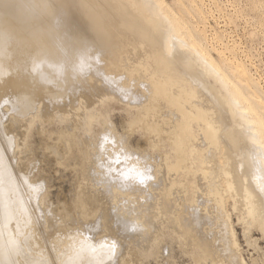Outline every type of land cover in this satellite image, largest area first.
<instances>
[{
    "label": "rangeland",
    "instance_id": "rangeland-1",
    "mask_svg": "<svg viewBox=\"0 0 264 264\" xmlns=\"http://www.w3.org/2000/svg\"><path fill=\"white\" fill-rule=\"evenodd\" d=\"M42 1H44V2H42ZM76 1H77V3H76ZM76 1L75 0H63V1L57 0V2L59 3L58 4L55 0H46V1L41 0V2H40V0H33V3L34 2H36V3L32 4V5H34L36 7V4L38 3V6L36 8H38L37 10H39V11L35 10L38 13L33 12L34 14L32 13L30 15H31V17H33V15L37 14V15H35V19H37V20H35L33 17L32 18V19H34L33 21H35V23L37 22L36 24H38L39 27L41 25V27L43 29H45V28L47 29V30L45 29V31H47V32H45V34H48V36H46L44 34L43 30L41 31V34L43 33L45 38H47V40L49 37V41H48L50 43L49 49L52 47V49H50V51H52V52H49L47 50L37 52V51H35V49H33L35 52H33V50H31L32 52L29 51V53H31V54H29L25 58V59L28 58V60H25V61L22 60L23 64H21V65L22 66L24 65V67L21 66L22 69L20 68V70H22V72H23V73H21L22 74L21 77L26 75L25 77L28 79H26L25 77H24V79H25V81L27 80L30 83V85H31L30 89H32V90L28 89V91H27V89H26V92H24L25 91L24 84L23 85L21 84V86L20 85L15 86V85H13L12 82L10 83L9 81L12 79L10 77H13L12 72H10L11 74H8V75L6 74L7 78H5L6 77L5 75H4V78L2 77L3 81L5 79L4 84L2 83V80L0 81V98H1L0 99V114H1L0 115V119H1L0 120V127H1L0 128V134H1L0 135V141L2 140L0 142V147L2 148V150L5 149V150H3L5 152L1 151L3 153L4 158L2 157L3 161H0V162L6 163L7 161H9L11 163V164L9 163L10 166L8 165V162L6 164H3V166H2V164H0V174L1 173L3 174V175H0V180H1L0 181V188L3 189V191L0 190V193L2 194V195L0 194L1 195L0 201L2 200L0 203V221L4 222L9 217H11L10 215H12V217H14L15 214L19 215V216L21 214H23L24 211L19 210V207H21L27 201L26 204L24 205V209H25V212L27 210L26 217L28 218V220H29V216L31 215L30 213H33L35 210L34 213L37 214V216L39 215L40 220L42 221L41 223L44 224V231H46V230L49 231L48 233H47V231L45 233L43 231H41V230H43V224H40L38 226L41 229L40 230L38 228L39 229L38 230L33 225V221H32V223H28L29 221L25 222L24 216H22V219L24 220V230H25L24 234L26 233L28 236V237H26L25 241L23 242L24 246H25V247L23 246V248H27V246L30 245L28 247L29 250L27 248V250H25L23 252L24 249L23 248L20 249L21 250L20 255L22 254L21 256H23L25 253L24 257H21V258L22 259L24 258L25 259V260L23 259L24 261L28 260L24 264H27V262H29V264H31L32 262L35 264H46L48 261L46 262V261L42 260V263H41L42 258L40 259V257L42 255H45L46 253H49L50 256L54 255V258L56 257V255L57 256L61 255L60 257L62 259H60V261L59 260L56 261V259L50 260L51 262L56 261L58 264H61L62 261H64L63 260L64 257H66V255H64L63 251L66 250V248H67V250H69L68 246L72 249H75L76 251L77 250L82 251V249L84 250L85 247L90 246L89 247L90 248L89 253H90V251H91V253L92 252L93 253L88 255L89 258L87 257L85 259H80L81 260V261H79L80 264H82L81 263L82 260H84L83 262L86 263V260L88 259L90 261L91 258L93 261L91 260L90 263H92V264L93 263L96 264V262H97V264H117V262H119L117 259L121 260V262H119L121 264H130L132 262H134L133 264H192L193 260L190 257L191 255L189 256V253H186L183 251L186 248V246L188 247V244L186 243V241L184 239H182L180 236H178L177 233L173 232L174 229L171 227V224L169 225V222H168V224L162 223V219L159 217L155 218L157 223L155 220H154L155 223H153L154 221H151V222L153 223V225L157 224V227L163 226L162 227L163 230L160 228L158 230V233H157L158 236L161 238L158 237V239H159L158 240L157 234H156L154 236L155 238H151L152 240L149 239L148 244L139 246L140 245L139 242H141V240H143L142 242L144 243V240H145L143 238H140L139 233L142 232V229H143L142 227H143V225H145V222H146L145 219H147V218L143 217L141 219L137 216H140V214L142 213V210H144V207L148 208L147 203L150 202V199L152 198L153 194L151 193L152 190H150L151 192L148 191L149 188H146L145 191H144V188L143 189L138 188V191H137V187L134 186V182L138 181L137 182L138 184L140 182H141L140 184H146V182H148L147 180H153L154 179L153 177H154L155 173H157L158 176L159 175L160 176L165 175V172H166L165 169L166 168L161 167V169H160V167H158L161 164L160 160L158 158L159 157L158 154H160L162 151H165V152L167 151V153L171 154L172 150H171V146L169 144V141H167L166 137H162L159 139L154 137L155 139L154 138L153 139L156 140L155 141L156 143L152 142V141H154L152 138L150 140L145 139L143 136L146 134L147 129H146L145 125H143V123H140L137 120V116L140 114V112H142V111L144 112L147 110L153 111V112L155 110L156 111L159 110V111H162V112L158 111L159 113H162L165 115L166 114L169 115V113H171L172 116L175 115L174 114L175 108H173V106H172L173 104L171 103L172 108L170 107L167 109V107L170 106L169 105L170 103H169V101L167 102L168 104L166 102H164L165 104H167L165 106V104H163V102H162L164 100H162L161 102L157 101L159 104H155L156 100H153V101L150 100V103L148 105H146L145 107H141V109L139 108V105L142 103L144 97L146 99V95H145L146 90L151 89L150 84H152L150 76L147 77V75H145L147 73V71H145V70H147V69H145V67L143 66L145 64L144 59H143V53L145 52V50H146L145 48L147 47V46L144 47V45H147V43L149 45L151 43L148 48L152 49V47H153L152 44H154V43H152L151 41L148 40L149 37L147 36V34L146 35L144 34L145 31L140 30V31L135 32L136 34L133 32L132 35H131V33H129L130 30L128 32L125 31L126 26H127V25L125 26V24L126 23L128 24V21L126 23H123V22L115 23L114 21L112 22V19H111L112 17H113V20H116L117 18H118L117 19L118 21L123 20V18H122L123 16H121L122 15L121 13L119 14L117 12L118 14H116L117 9H119L120 11L119 10L118 11L121 12L123 10V7L115 8L111 0H104V1H109V2L111 1L108 4H107V2H105L106 4L105 3L102 4L104 1H102V3H101V0H92V1L89 0L92 3H89V1H87V0H82L81 3L78 2V0H76ZM156 1H157L156 3L158 4V6L160 4V6L159 7L157 6V7H158V9L161 8V11L163 10L162 13L166 14V16H168L174 22L177 19H179L178 21L181 22L180 25H179L178 21L175 22L176 25L180 26L179 30L177 29L179 32L176 31L177 35H178V33H179V35H184L183 37L187 38L188 41L190 40V38H191V40L201 39L204 41V38H205L207 43H205V42H203V43L206 45L210 42L213 43L214 42L213 38L215 37V41H217L216 45L218 47H222L223 50L225 49V52L227 53L226 56L231 57L230 59L235 60L237 62L239 61L241 63H244V65L247 67V69L249 67L248 70H251L250 73L254 77V80L256 82L258 80L259 81L258 84L260 86L262 85V88L264 90V0H202L203 2L201 0H197L196 2H193L192 0H190V1L188 0V2H190L189 4L192 3L193 5L192 4L189 5L187 0H179V3H178V0H156ZM93 2H95L96 5ZM141 2H139V8H140L141 13L138 14V16L142 17V15H143L146 17V15L148 16L150 14L149 10L147 8H144L143 1H141ZM60 3H61V5L64 3L63 6H61ZM78 3H79V6H80V4H82V5L90 6L92 8L93 20H90L89 18L84 16L82 10H76V7H78L77 6ZM99 3H101L102 7ZM57 4L59 7L57 6ZM65 4L66 5L68 4V6L66 7ZM69 4L70 5L73 4L72 7ZM75 4H76V6H75ZM200 4L202 5V7H200ZM45 5L47 6V8ZM51 5L53 7L55 15L53 14V10H52ZM104 5L106 6V8ZM60 6L62 7L61 9H60ZM64 6H65V8H63ZM73 6L75 7L74 9H73ZM95 6L99 7V10L101 9L100 14H98L99 12H97V11H99V10H96L98 8ZM191 6L193 9L191 8ZM195 6H197L199 8V10ZM35 7H33V8H35ZM43 7L46 8L47 11ZM68 7H69L70 11H69ZM82 7L83 6L78 7L77 9L82 8ZM107 7L110 8V9L108 8L109 12H107L108 11ZM111 8H113V9H111ZM65 9H66V12H68V14L71 16L67 15V13L65 11H62ZM105 9H106V11H105ZM195 9H197L198 12ZM42 10L44 12H46V14L48 13L49 10L52 13L49 11V14H48L49 16L47 15L45 17L44 15H46V14L45 13L42 14ZM71 11H73L74 13H78L79 11H81L82 13L79 12L80 14L74 15L73 12H71ZM194 11H195V13H194ZM200 11L202 14L199 13ZM61 12H63V13H61ZM105 12H107V13H105ZM110 12L113 13V15H115V16H113L112 14H109ZM81 14H82V16H80ZM37 16H39V17L37 18ZM54 16L57 19H54L55 18ZM98 16H99V18H98ZM108 16L110 17V20H111L110 23L111 24L106 23L107 21H109ZM175 16H177V17H175ZM128 17H130V20L132 21L133 18L130 15ZM197 17H198V19H197ZM49 18H53L54 20L51 19V21H53V22H49L50 21ZM102 18L104 19L105 24L102 23L103 22ZM174 18H176V20H173ZM60 19H61V21H60ZM62 19L64 21H62ZM58 21L62 22V24H63V25L61 24L62 27L60 24H58V23H60ZM75 21H76V23H75ZM133 21H134V19H133ZM48 22L50 24L52 23V25H50ZM56 22H57V24H56ZM43 23L44 24L48 23L47 25H45L46 26L45 28L43 27ZM64 23H66V25ZM112 23H114V26ZM120 23L121 24L123 23V25H121ZM182 23H184L183 25H185V27L182 25ZM109 24L111 25L112 29H110L111 27L108 26ZM163 24L164 23H159V25H161L162 28L165 27ZM57 25H59V26H57ZM48 26L51 29H49ZM53 26H54V28H53ZM103 26H104V28H103ZM123 26H124V28H123ZM192 26L194 27V29ZM64 27L69 32L66 31ZM83 27L86 29H84ZM105 27L107 28V30L105 29ZM113 27H115L116 30H118V28L121 29L122 30L121 34L116 35L117 34L116 32H118L119 30L116 32H112ZM116 27H118V28H116ZM186 27H188V28L192 27V28L188 29V31H186V29H187ZM58 29H60V30H58ZM80 29H81V31H80ZM128 29H130V28H128ZM128 29H126V30H128ZM63 30H64V32H63ZM189 30H191V31H189ZM61 31L63 32L64 36H62L63 34L61 33ZM70 31H72V33ZM49 32L50 33L55 32L56 34L55 33L54 34L56 36L58 35L57 36L58 39L56 38V36H53V38H52L51 36L54 34L51 33L52 34L51 35ZM138 32H140V33H138ZM187 32H189V33L187 34ZM118 33H120V31ZM122 33H124V34H122ZM158 33L159 34H157V35H161L162 31L158 32ZM49 34L51 36H49ZM75 34L77 35V37ZM163 34H165V33H163ZM200 34L202 36H200ZM5 35H9L7 38L8 41H11L12 39L15 38V36L12 35L11 33H9V34L6 33V34H4V37L2 36L4 39L1 37L2 39L0 40V43L2 42V40L3 41L7 40L5 38ZM119 35L122 36L123 38L119 37ZM123 35H125V36L128 35L129 37L126 36V39H125ZM67 36H68V39H66ZM71 36H74V37H71ZM132 36H133V38H132V40H130V38ZM161 36H157V38L161 37L163 39L164 35H161ZM197 36H199V37H197ZM54 37H55V41L53 42L52 40H54ZM62 37H64V38H62ZM115 37H118V38H115ZM153 37H155V36H153ZM73 38L75 39L74 40L75 43L72 42ZM121 38L123 40L125 39V41L126 40L127 41L126 42L122 41V43H123L122 44L119 41V40H121ZM128 38H129V41H128ZM139 38H140V40H139ZM145 38L147 39V41H145L146 40ZM161 38H159V39H161ZM59 39L60 40L65 39L66 42H63V40L59 41ZM80 39L82 40V42ZM116 39H119V40H116ZM143 39H145V40H143ZM218 40H219V42H218ZM68 41L70 43H68ZM79 41H80V43H79ZM7 42L1 43L2 45H1L0 51H2L3 53H7V52H4V50L12 51L11 44L8 42V45H7L6 44ZM55 42H56V44H55ZM76 42H78V43L76 44ZM143 42H144V44H143ZM4 43H5V45H3ZM51 43L52 44L54 43L55 46H53ZM58 43H59V46L62 45L61 43L64 44L62 46H65L67 43L66 48L68 51L66 50L65 47L64 48H62V46L58 47V45H57ZM71 43L73 46L74 45L75 46L74 47L71 46L70 45ZM81 43H83L84 45L83 44L81 45ZM140 43H141V45H139ZM126 44H128V46ZM220 45H222V46H220ZM223 45H227V46H225L227 48H225ZM2 46L5 49L2 48ZM76 46H77V48H76ZM124 46L125 47L127 46L126 47L127 49H134L135 48L134 49L135 51L138 50L139 52L138 51L136 52L137 55L139 54L138 57L135 54H134L135 55L134 56L131 53H130L131 56L133 55L134 57L133 56L129 57V53H128L129 50L124 48ZM174 46H175V43H174ZM176 46L174 48H172L171 53H170V51H168V53H167V50L162 48L161 50H157V51L155 50V52H156V54H155L154 50L149 49V50H151L150 54H152V55H150L151 66L149 69H150V72L151 71L153 72L156 70L157 72H161L165 75H173V74L176 75V77H178L177 78L178 81L186 84L187 86L189 85L188 87H191L190 89H194L196 97L197 98L199 97L198 99H196V97H195V99H196V101L198 100L197 103L200 104V106L204 105L205 100L202 99V100H200L201 102H199V99L203 95H204V99H205V94L208 95V97L206 95V98H208L210 101L212 98H213L212 99L213 102L216 101V103H213L212 101H211V103L213 104L212 106H214V108H217L216 113L219 115L218 120L221 124V127L224 128V126L227 125V126H225V128L223 130L221 128L222 133L220 134L219 139H218V141H219L218 147H217L218 150L216 148H214V145L208 147V149H206L207 151L205 150L206 151L205 153H207V156L213 157V158L216 156V158H214L215 160L213 162H211V163L207 162L204 165L202 163L204 158H202V157L197 158L198 154L197 153L195 154L196 155L195 158H197V160H196L197 163L195 164L196 167L198 166L200 168V166L202 165L201 167L206 169V167H207L206 165H208L209 167L207 170L210 173H212V175H211L208 172L209 173L208 175H210L211 177H214V175H216V174L218 175L220 173V172L217 173V171H219V169H220V168L218 169V167L223 163V160H225L223 157L224 156V148H226V146L228 144L231 145L230 146L231 154L235 155V156L237 154H239L238 157L234 156L235 160H236V158H239V159L242 158L243 159V156L240 153H242L244 151L241 152V150H242L241 147H243V149L245 150L246 145H245V143H242L239 140L240 136L238 134L236 136H232V137H229V136L224 134V132L227 131V129H230L232 127L234 120H232V118H230V116H228L227 108L220 101L219 94L214 90L215 82H214L213 78L207 77L206 74L201 70V68L200 69L198 68L199 62L198 61L194 62V59H195L194 56L193 57L190 56L189 52L187 54L185 48L179 47V46L176 47ZM78 47H80V48H78ZM178 47H179V49H178ZM53 48H54V50H53ZM60 48L64 49L65 52H67V53L61 51ZM70 48L73 52H71ZM74 48H76V49H74ZM123 48H124V50L126 49L125 52L123 51ZM1 49H3V50H1ZM228 49H230V50H228ZM74 50H76V51H74ZM177 50H180V52L178 51L179 53H177ZM182 50L185 52H181ZM53 51H55V52L53 53ZM83 51H85V52L83 53ZM122 51L125 53L126 57H125V55H122L123 54ZM141 51H142V53H141ZM210 51L212 53V56H214V58H215L217 56V53L211 49H210ZM2 52H0V55H1L0 57L2 58V60L0 59L1 60L0 63L2 64L1 68L3 69V65L5 64L4 61L6 59H3L4 57L1 54ZM36 52L38 54L40 53V56H38V57L35 56V55H37ZM42 52H43V54H44V52H47V53H45L43 59L41 57ZM58 52H60V54ZM132 52L135 53L134 51H132ZM229 52H231V53H229ZM33 53H35V54L33 55ZM71 53L73 54V56L71 55ZM183 53H185V56L187 54V58L185 57L186 59L183 57L184 56ZM48 54L51 55L53 60L55 59L54 60L55 63H57V62H60V63L55 64L52 59H51L52 61H50L49 58H51V57H49L50 55H48ZM179 54H181L183 56H180ZM66 55L67 56L69 55L70 57L69 56L67 57ZM46 56H48L49 58ZM119 56L120 57L123 56V58L124 57L125 58L123 59V58H120ZM152 56H154V57H152ZM174 56H177V57L180 56L179 57L180 62H179L178 58L176 59V57H174ZM33 57H36V58H34L35 60L33 59ZM39 57H40V60L38 59ZM135 57L137 58V60L139 59V63L142 64L143 67H141V65H140L141 69H139V67H137L139 65H136V63L137 64H139V63L135 59ZM190 57H192L193 59ZM61 58H63V59H61ZM130 58H132V59L134 58L133 59L134 61H132V59H131V62H130V60H129ZM45 59L46 60L49 59V60L45 61ZM72 59H73V61H72ZM126 59H127V61H126ZM153 59H155V60H153ZM181 59L184 60V64H185V62H186V64L190 63L189 64L190 66L187 64L188 66L185 65L186 67L184 68L183 63L181 66L180 65ZM33 60L35 62H33ZM141 60H143V62ZM177 60L179 63L177 62ZM191 60H193V61H191ZM216 60H218V56L216 57ZM44 61H45V63H44ZM50 62L53 65H51ZM120 62H121V64H120ZM127 62L129 64L131 63L132 67L130 65H128ZM134 62H136V63H134ZM176 62H177V64H176ZM41 63L44 64L43 68H45V70L42 69ZM122 63H124L123 66H121ZM126 64H127V66H129L130 70L128 69ZM73 65H75V66H73ZM34 66H35V68H34ZM51 66L55 69L50 68ZM63 66L66 69H64ZM192 66L194 68L195 67L196 68L190 69V67H192ZM46 67H47V69H46ZM72 67L74 69H72ZM153 67H154V69H153ZM187 67H189V69H187ZM24 68L26 69L25 70L26 72L23 71ZM125 68L128 70L126 71ZM132 68H135V69L132 70ZM136 68H138L139 70L138 69L136 70ZM77 69L79 72L77 71ZM36 70H38V71H36ZM189 70L191 71V73ZM1 71L2 70H0V72ZM128 71L131 72V74H130L131 76H129L130 72L128 73ZM136 71H138V72L136 73ZM180 71H182L183 73ZM188 71H189L190 75H188ZM2 72H4V70ZM28 72H30V73H28ZM4 73H6V72H4ZM4 73H2L1 75H3ZM197 73H199L198 75H200V73H202L203 76L201 75V77L203 78V82L207 79L208 84L206 83V81L204 83H206L207 87L210 84L208 89H207V87L203 88V86H206V85H203L202 78L198 77ZM195 74L197 75L196 77L198 79L196 77H193V76H195ZM204 74H205V76H204ZM14 75H16V73ZM51 75H53V76L51 77ZM126 76L128 77V81H127ZM143 76L144 77L146 76V77L144 78ZM45 78H46V81L44 80ZM63 78H65V79H63ZM67 78H70V80L69 79L67 80ZM146 78H148L147 81H146ZM199 78H201V79H199ZM204 78H205V80H204ZM130 79H131V81H130ZM154 79H156V78L154 77ZM60 80L63 82H61ZM196 80H198L199 83ZM56 81H57V83H55ZM66 81H68V82H66ZM125 81H126V83H125ZM7 82L9 83L8 85H6ZM32 82H33V84H31ZM40 82H43V83H40ZM144 82H146V83H144ZM147 82H148V84H147ZM195 82L198 84H195ZM44 83H46L47 86ZM49 83H51V84L49 85ZM63 83H64V85L66 84V86H62ZM134 83H135V85H133ZM1 85L2 86L5 85V86L2 87ZM53 85H55V86H53ZM201 85H203V86H201ZM8 87L10 88V90H8ZM57 87H59V90L60 89H62V90L59 91L58 89H54ZM134 87H136V88H134ZM146 87H147V89H146ZM199 87H202L203 89L199 88ZM209 88H210V91H209ZM1 89H3V90L1 91ZM201 89L203 91H201ZM54 90H56V91H54ZM57 90H58V92H57ZM137 90H138V92H137ZM204 90L207 93L206 92L204 93ZM10 91H11V93H13L12 94L13 96L11 95V93L9 94ZM19 91H20V93H17ZM2 92L4 93V95L2 94ZM21 93H24V94H21ZM47 93H48V95H47ZM213 93H214V95H213ZM7 94L10 95L9 98L6 97V96H8ZM15 94H16V96H15ZM22 95H24L22 100H24L25 106L20 104V103H23V101L20 100L22 98L21 97ZM210 95H211V98H209ZM215 95H216V97H215ZM263 96H264V92H263ZM16 97H17V99H16ZM215 98H216V100H215ZM138 102H141V103H138ZM143 103H144V101H143ZM153 104H155L156 106ZM215 104L217 105V107H215ZM151 105L155 106V108H153ZM157 105H159V106L157 107ZM205 105H206V102H205ZM218 105H219V107H218ZM163 106L165 108H163ZM222 106L224 107V109H222L223 108ZM23 107H26L25 108L26 110H24ZM156 107L158 109H156ZM159 107H161V108H159ZM205 107H207V105ZM14 108L16 110H14ZM146 108H148V109L146 110ZM162 109L163 110L167 109V111L165 110L164 111L165 113H164ZM219 109H220V111H219ZM225 110H226V112H225ZM11 112H13V113H11ZM166 112H169V113H166ZM226 113H227V116L225 115ZM223 114H224V116H223ZM221 115L223 117L226 116L227 119L223 118ZM19 118H20V120H19ZM28 119H30V120L28 121ZM221 119H223L224 121L223 120L221 121ZM225 119L228 121H226ZM6 120H8V121H6ZM130 124H132V125H130ZM193 127H194V130H196L195 133H197L198 132L197 124L195 122L193 123ZM18 128H19V130H18ZM148 133H150V132L148 131ZM6 136H8L9 138ZM199 137H201V135ZM235 137L237 139H235ZM225 138H226V142L228 141L227 144L225 142L226 146L223 143V140L225 141ZM106 142H107V144H106ZM198 143H200V144H198ZM202 143H203L202 140L201 141L200 140L194 141V144L198 148V150H201V147H202L201 144ZM241 144H242V146H241ZM229 145L227 147H229ZM240 148H241V150H240ZM114 150H116V151L114 152ZM210 150H211V152H210ZM212 152H214L215 156L214 155L212 156V154H213ZM4 153H6L5 155L8 158V160H4V159H6ZM220 155H222L221 156L222 159L220 158ZM1 156H2V154H0V158H1ZM92 156H94V157H92ZM149 156H150V158H149ZM142 158H143V161L141 160ZM217 158L219 159V161ZM240 160L237 159V161H240ZM127 162L129 163V165H127L128 164ZM157 162H159L160 164ZM156 163L159 165H157ZM214 163L217 164V165H215V167H214ZM241 164H242V162H241ZM6 165H8V168L11 167V168H9L10 171H7L8 173L6 172V170H8ZM107 165H108V167H107ZM118 165H119V167H118ZM153 165H154V167H153ZM110 166H111V168H109ZM2 167L4 168V170L1 169ZM156 167H158V168H156ZM213 167L215 168L214 170H212ZM11 169H14V170H11ZM93 169H94V171H93ZM107 169H108V171H107ZM1 170H2V172H1ZM15 170H17L19 172H16ZM109 170L111 171V173L109 172ZM158 170H162V171L158 172ZM215 170H217V171H215ZM12 171H14L15 174L12 173ZM213 171H214V175H213ZM9 172L12 173V177L14 174V178L10 177L11 175H8ZM171 175L173 176L172 172L165 175V176H167L165 178H168L167 179L168 182H171L174 178V177H171ZM198 175L200 176L201 174H198ZM219 175H221V173ZM199 176H198V178H199ZM9 177L12 179L11 181H10ZM19 177H20V181L18 179ZM116 177H118V178H116ZM179 177H180V175H177V179H179ZM200 177H202V175ZM3 178H5V179H3ZM221 178L224 179L225 177L222 176ZM80 179H82V181ZM193 180H194L193 175H189L186 179L187 182H191ZM200 180H202L201 182L204 183L203 179H200ZM200 180H199V182H200ZM3 181H6L7 184H6V182H3ZM13 181L14 182L16 181V183L18 181V184H16V183L15 184L17 186L19 185L18 187L21 188L20 189L21 191H18L17 187H15L16 190H15V188H13V190L18 191L17 194L15 192L16 196L21 193L22 197L25 199V201H23L24 199H21L24 202V203L22 202L23 203L22 205L20 204L21 200L18 201L20 199L19 197H21V196L18 195V198H17L14 195V191L10 188L11 187L10 185H13L11 183ZM136 182H135V184H137ZM187 182H185L184 185H187L186 186L188 188V194L187 195H189V196H186V197H187V199L188 198L190 199L193 196L192 191H191L193 188L192 187L193 185L191 183L189 184ZM8 184H10V185H8ZM20 184L22 187L20 186ZM156 184L157 183H155V186H156ZM188 184L191 185V187ZM6 185H7V188H6ZM25 185H26V187H25ZM116 185H117V187L115 190L114 188ZM4 186H5V188H4ZM118 186H119V188H118ZM130 186L132 188H130ZM224 187L226 188V186H224ZM8 188H10V191L6 192ZM24 188H26V189H24ZM124 189H125V191H124ZM114 190H115V193H114ZM131 190L134 191L135 193H131ZM146 190L149 193H147ZM22 191L25 194V197H24ZM143 191H144V193H143ZM11 192H12V194H11ZM78 192H80V193H78ZM225 192L228 193V194H224L225 202L228 206V207L226 206V209H228L227 211L229 212V214L231 216L230 218L232 220H230V222L232 223V225L235 229L236 236L238 239V243L240 245V249L237 252V254L238 255L241 254L244 257V259L246 260L247 264H264V262L262 263V261L264 259V234H263L264 231H263V229L261 227H259V225L256 223H255V225L252 224L251 223L252 220L249 218L250 222L249 221L248 222L251 224V226L249 225V228L251 229V231L248 228V230H247L248 232H246L245 228L243 229L244 224L239 219V216H241V213H243V210H241L243 208H241L242 206L239 205L240 201H239L238 197L235 196L234 191H228V192L225 191ZM117 193L119 194L118 198H120V196H122L124 198L125 202H122V199H123L122 197H121L122 199L121 198L115 199L113 197V194L115 196ZM6 194H9V195H7L8 197H5ZM107 194H109V195H107ZM11 195H12V197H11ZM13 195L15 196V198L13 197ZM104 195H106L107 197L105 198ZM130 195H131V197H130ZM9 196L11 199L14 198V202H11L13 200H11L9 198ZM101 196H102V198H101ZM138 196H140V197H138ZM2 197H3V199H2ZM26 197H29V198L26 199ZM111 197H112V199H111ZM147 197L149 200H146ZM198 197H197V202L200 201V202H198V203H200V206L197 202L193 203L194 205H191L190 202L188 201L190 205L186 204L187 209L189 211H190L189 208L191 207L190 212H193L192 206L196 207L198 205L200 207V211L197 212L200 215H198L196 212H195V214L197 216H201V218L198 217L199 219L196 220L197 216L194 215V213L193 214L191 213L192 215L195 216V218H194V216L192 217V218H194V221L195 222L198 221V223L196 222V224H195L197 226V228L199 225L202 226V224H203L202 227H204L203 228L204 231L202 230V227L201 228L199 227L197 229L198 230L197 232H199L198 233L199 236L203 239H205L204 238L205 234H206V237H207V234L209 235L208 238L211 237V238H209V241L207 240L208 238H206L205 241L208 242L207 243L208 245L212 244L211 247L213 250L215 249V252H217L218 250L220 251V247H221V250H223L224 247L222 246V241H221L222 239H220L223 236L222 231H220V229L223 230V228L221 226V222L216 221L213 217H211L212 210L215 208L208 205V203H207L208 201H207V198L205 196H200V197H204L203 199L202 198L200 199ZM232 197H233V200H232ZM234 197L235 198L237 197V198L234 199ZM113 198H114V200H113ZM126 198H127V200H125ZM130 198H132V199H130ZM8 199H9V201H8ZM198 199H200V200H198ZM204 199L207 202H205ZM143 200L145 203L146 202L147 203L146 204L143 203ZM116 201H119V203ZM237 201H239V202H237ZM15 202H17V203H15ZM102 202L105 204V206ZM112 202L116 206L115 205L113 206V204H111ZM201 202H203V203L201 204ZM142 203H143L144 207H143ZM205 203H207V204H205ZM232 203L238 204L239 206L236 205V207H234ZM11 204H12V206L10 207ZM19 204L21 206H19ZM106 204H109L110 206L106 205ZM231 204H232V206H231ZM26 205H28V206H26ZM82 205L86 206L87 208L83 207ZM130 205L133 207H131ZM17 206H18V208H16ZM25 206H26V208H25ZM139 206H142L141 210L137 209V207H139ZM198 206H197V209H198ZM7 207H9V208H7ZM81 207L85 208L86 212L88 211L87 212L89 214L88 219L82 218L81 210H83V208H81ZM104 207H106V208H104ZM208 207H210V209H208ZM203 208H205V209L203 210ZM234 208H236L237 210ZM3 209H4V211H3ZM13 209H15L18 214ZM130 209H131V211H133V210L138 211L139 210L138 212L140 214H138L136 212H134V213L132 212V214H131ZM232 209H234V210H232ZM9 210L12 212L14 211L13 212L14 215L12 213H10ZM17 210H19V212L22 211L21 214H19V212ZM125 211L128 214L130 213L129 215L132 218H129L127 216V214H125ZM195 211H197V210H195ZM201 211H202V214H201ZM204 211H207L208 215L206 214L207 212H204ZM203 212L205 213L204 214L205 219L202 217ZM239 212H241V213H239ZM207 217H209L210 220H208ZM31 218L33 219L32 215L30 217V220H32ZM158 219H159V222H161V223L158 222ZM211 219H212V221H211ZM202 221H203V223L199 224ZM204 221H206V222H204ZM235 221H237V223H235ZM151 222H148V224L152 225ZM194 223H193L192 227H196L194 225ZM204 223H206L207 226L208 225L209 226L205 227L206 224L204 225ZM214 223L217 225L219 224V226H217V225L215 226ZM140 224L141 225L143 224V225L140 226ZM161 224H163V225H161ZM139 226L142 229H140ZM154 226H156V225H154ZM168 226H169V228H168ZM211 226H213V228ZM220 226H221V228H218ZM252 226H253V228H252ZM20 228L15 229V232L17 230L22 229V228L21 229ZM139 229L141 230L140 232H139ZM211 229L213 232L211 231ZM260 229H262L263 232ZM195 230H196V228H195ZM216 230L218 232H216ZM244 230L246 232L245 234L243 233ZM102 231H104L107 234V237L105 239H102L101 242H96L95 237H96L97 233H101ZM136 231H138V232H136ZM208 231H209V233H207ZM7 232H8V230H7ZM27 232H29L30 234ZM42 232H43V234H46V236H47V234L51 235V233H55L56 234L55 240L51 236L50 237L47 236V238H49V239L46 240L47 238L45 239V237H46L45 235H44V238H43V236H40V234L42 235ZM111 232H116L119 235H116L114 233V235L116 237L113 238L114 236L111 235ZM125 233L128 235L134 234L133 238L135 239L134 240L132 238V240H128V249H124L123 247H121L118 240H116V238L121 237L120 234L124 236V235H126ZM201 233L203 236L201 235ZM55 234H52V236H54ZM77 234H79V235H77ZM135 234H137V235H135ZM214 234L216 237L214 236ZM0 235H1V237H3L2 233H0ZM5 236H8V235H5ZM5 236L3 238L0 237L1 243L6 244V243H9V241H11L10 253L6 254L7 258L4 259L6 261V264H9V263L10 264H20V262L17 260V258H14L13 254L17 255L16 254L17 251H15V249H18V248H15V247H18V246L22 247L23 244L21 242L19 243L15 240L14 231L11 232V236H9L10 239H7ZM64 237H65V240L70 239V242L67 244H64V245L62 244L63 246H61V243L64 242L63 241ZM35 238H37V239L34 240ZM39 238H41L42 240ZM222 238H224V237H222ZM179 239H180V241H179ZM211 239H213V240L211 241ZM45 240H46V242H45ZM49 240H50V243L48 242ZM217 240H219L218 244H217V242H218ZM15 241L17 243H15ZM37 241H38V244H37ZM40 241L41 242L43 241L44 243L42 244ZM152 241H153V243H151ZM33 242L34 243L36 242L35 244H37V245L41 244L40 245L41 253L37 252V249H36L37 245L32 244ZM163 242L166 244V246H164L165 244ZM28 243H29V245H28ZM214 243H216V244L214 245ZM17 244H21V245L17 246ZM181 244L183 246L185 245V247H183ZM43 245H44V247H43ZM78 245L80 247H78ZM147 245H149V246H147ZM145 246H147V247L145 248ZM40 247L39 248L37 247L39 249L38 251H40ZM97 247H98L97 250H99V248H100V251H102V253L103 252L104 253L102 254L99 251H96ZM217 247L219 249H216ZM11 248H12V250H11ZM102 248H103V250H102ZM46 249L48 250V252H46ZM188 250L190 252H194L196 249H195V247H191ZM7 251H8V249L4 248V252L7 253ZM122 251H124V253ZM219 251H218V255L221 254ZM97 252H99L100 254ZM129 253L132 256H130ZM26 254L28 256H30V258H28V256L26 257ZM133 254H136V255H133ZM90 255H91V257H90ZM102 255H104V256H102ZM159 255H161V256H159ZM33 256L35 258L37 257L35 259L37 262L32 260L31 257H33ZM106 256H107V258H106ZM136 256H138V257H136ZM68 257L65 258L66 259L65 261H67L69 259ZM94 257H95V259H94ZM101 257H102V259H101ZM104 259L105 260L107 259V260L105 261ZM261 259H262V261H261ZM14 261H16V262H14ZM90 263L88 262L86 264H90ZM70 264H72V263H70ZM75 264H76V262H75Z\"/></svg>",
    "mask_w": 264,
    "mask_h": 264
},
{
    "label": "bare ground",
    "instance_id": "bare-ground-1",
    "mask_svg": "<svg viewBox=\"0 0 264 264\" xmlns=\"http://www.w3.org/2000/svg\"><path fill=\"white\" fill-rule=\"evenodd\" d=\"M46 1V0H45ZM56 2H57V0H55ZM61 1H63V0H61ZM76 1V0H75ZM81 1L82 0H78V2H80L81 3ZM87 1H89V0H87ZM92 1V0H91ZM102 1H104V0H101V3H102ZM112 1V3H113V5H114V7L115 8H120V7H123V10L121 11V12H119L120 10L119 9H117V11H116V14H122L121 16H123L122 18H123V20L122 21H118L116 18V20H113V17L111 18L112 19V22L114 21L115 23H118V22H123V23H126L127 21H128V24L126 23L125 24V26H126V29H128V28H130V29H128V30H126L125 29V31H129L130 30V32L129 33H131V35H132V33L134 32H137V31H145L144 32V34L146 35L147 34V36L149 37L148 38V40L149 41H151L152 43H154V44H152V46L154 47H152V49L151 48H148L149 47V45L151 44H149L148 45V43H147V45H144V47L145 46H147L144 50H145V52L143 53V59H144V62H145V64L143 65L144 67H145V69H147V70H145V71H147V73L145 74V75H147V77H149L150 76V79H151V81H152V84H150L151 85V89H148V90H146V93H145V95H146V99H145V97H144V99H143V101H144V103H143V101H142V103L141 102H138V103H141L140 105H139V108L141 109V107H145L146 105H148L149 103H150V100H156V103L155 104H159L158 102H161L162 100H164V101H162L163 102V104H165L164 102H168L169 101V107H167V109L168 108H172V106H173V108H175V115L174 116H172L171 115V113H169V112H166V113H169V115L168 114H162V113H159V112H162V111H156L155 109V111L153 112V111H148L147 109L148 108H146V110L147 111H142V112H140V114L137 116V120L140 122V123H143V125H145V127H146V129H147V131H146V134L143 136L145 139H153L154 137H156L157 139H159V138H162V137H166L167 138V141H169V144H170V146H171V150H172V153L171 154H169V153H167V151L165 152V151H162L160 154H158L159 155V160H160V163L159 162H157V163H159V164H157V165H159L158 167H160V169H161V167H165L166 169V172H165V175L166 174H168V173H170V172H172L173 173V176L171 175V177H174L173 178V180L171 181V182H168L167 181V179L168 178H165V177H167V176H165V175H157V173H155V175H154V179L153 180H147L148 182H146V184H138L136 181V183L137 184H135V182H134V186L135 187H137V191H138V188L139 189H143L144 188V191H145V189L146 188H149L148 189V191L149 192H151L150 190H152V194H153V196H152V198L150 199V202L149 203H147L148 204V208L146 209L145 207H144V205H143V203H145L144 202V200H143V203H142V205H143V207H144V210H142V213L140 214L138 211H131V209H130V213L132 214V212L134 213V212H136V213H138V214H140V216H137V217H139V218H143V217H146L147 219H145V225H143V229L140 227V226H142L141 224H140V229H142V232H140L141 230L139 229V236H140V238H143V239H145L144 240V243L142 242L143 240H141V242H139L140 243V245L139 246H141V245H146V244H148L149 243V239H151V238H155L154 236L158 233V230L161 228L162 229V227L163 226H158L157 227V224H154V225H156V226H154L153 225V223H155V218H157V217H159V218H161L162 219V223H167L168 224V222H169V225L171 224V227L174 229L173 230V232H175V233H177L178 234V236H180L182 239H184L185 241H186V243L188 244V247L186 246V248L183 250L184 252H186V253H189V256L192 258V260H193V263L192 264H247V262H246V260L244 259V257L240 254V255H238L237 254V252L239 251V249H240V245H239V243H238V239H237V236H236V232H235V229H234V227H233V225H232V223L230 222V220H232L230 217V214H229V212L227 211L228 209H226V206H227V204H226V202H225V196H224V194H228V193H226L225 191H234L235 192V196H237L238 197V199H239V201H237V202H239V205H241L242 207L241 208H243V209H241V210H243V213H241V212H239V213H241V216H239V219H240V221H242V223L244 224L243 226V229L245 228V230H246V232H248L247 230H248V228H249V225L251 226V224L249 223L250 222V220H249V218L252 220L251 221V223L252 224H254L255 225V223L256 224H258L259 225V227H261L262 229H263V231H264V96H263V92H264V90H263V88H262V85L260 86L258 83H259V81L257 80V82L254 80V77L252 76V74L250 73V71L251 70H248L249 69V67H248V69H247V67L244 65V63H241V62H237V61H235V60H232V59H230L231 57H228V56H226V52H225V49L223 50V48L222 47H218L217 45H216V43H217V41H215V37L213 38V43H208L207 45L206 44H204L203 42H205V43H207V41L205 40V38H204V41L203 40H201V39H199V40H195V39H193V40H191V38H190V40L188 41V39L187 38H185V37H183L184 35H179V33H178V35L176 34L177 32H179L178 30H179V27L180 26H178V25H176L175 24V22H177L179 19H177L176 20V18H174L173 20H176L175 22L174 21H172L168 16H166V14H164V13H162L163 12V10L161 11V8H159L158 9V7L160 6V4H159V6H158V4L156 3L157 1L156 0H111ZM110 1V2H111ZM141 1H143V6H144V8H147L148 10H149V15L147 16L146 15V17L145 16H143L142 15V17H139L138 16V14H140L141 13V11H140V8H139V2H141ZM190 1V0H189ZM193 2H196L197 0H192ZM202 1V0H201ZM40 2H41V0H40ZM42 2H44V1H42ZM54 2V1H53ZM68 2V1H67ZM72 2V1H71ZM86 2V1H85ZM96 2V1H95ZM95 2H93L94 4H95ZM105 2H107V4L108 3H110L109 1H104L102 4H104ZM181 2V1H180ZM187 2H188V0H187ZM203 2V1H202ZM36 2H34L33 3V0H0V40L4 37V34H9V33H11L12 35H14L15 36V38L14 39H12L11 41H8V36L9 35H5V38L7 39V40H5V41H3L2 40V42L1 43H3V42H9L10 44H11V47H12V51H10V50H4V52H7V53H3L2 51H0V52H2L1 54L3 55V59H6L5 61H4V65H3V69L1 68L2 67V64L0 63V70H4V72H6V73H4V72H2V73H4L3 75H1L0 74V81L2 80V83L4 84V81H5V79H4V81H3V78H4V75L6 76L5 78H7V75L8 74H11L10 72H12L13 74V77H10V78H12L9 82L11 83H13V85H15V86H21V84L23 85L24 84V87H25V91L24 92H26V89H27V91H28V89H30L31 88V85H30V83L26 80L25 81V79H24V77L26 76V75H24V76H22L21 77V73H23L22 72V70H20V68L22 69V67H24V65L22 66L21 64H23L22 62V60H28V58L27 59H25L29 54H31V53H29V51H31V50H33V49H35V51H37V52H41V51H45V50H47V51H49V52H52V51H50V49H52V47L49 49V37H48V40H47V38H45V36H44V34H45V32H47V31H45V25H47L49 22H53V21H51V19H53V18H49L50 19V21L47 23V24H44L43 23V27L45 28V29H43L42 27H41V25H40V27H39V25L38 24H36L35 23V21H33L34 19H35V15H37V14H35V15H33V17H34V19H32L33 17H31V15L30 14H32L33 12L35 13L36 11H39V10H37L38 8H36L37 6H38V3L36 4V7L34 6V5H32V4H35ZM46 3V2H45ZM58 3V2H57ZM70 3V2H69ZM76 3H77V1H76ZM87 3V2H86ZM89 3H92V2H90L89 1ZM98 3V2H97ZM101 3H99L100 5H101ZM111 3V4H112ZM142 3V2H141ZM178 3H179V0H178ZM190 2H188V4H189ZM201 3V2H200ZM51 4V3H50ZM49 4V5H50ZM56 4V3H55ZM59 4V3H58ZM58 4H57V6H58ZM64 4V3H63ZM63 4L61 5V3H60V5L61 6H63ZM71 4V3H70ZM69 4V5H70ZM106 4V3H105ZM192 4V3H191ZM191 4H189V5H191ZM205 4V3H204ZM44 5V4H43ZM42 5V6H43ZM66 5V4H65ZM73 5V4H72ZM72 5H70L71 7H72ZM96 5V4H95ZM141 5V4H140ZM193 5V4H192ZM35 7V8H33V7ZM46 6V5H45ZM44 6V7H45ZM60 6V9L62 8ZM68 6V4L66 5V7ZM75 6H76V4H75ZM78 7H81V6H83L82 8H79V9H77L78 7H76V10H82V12H83V14H84V16H86L87 18H89L90 20H93V18H92V8L90 7V6H87V5H82V4H80V6H79V3H78V5H77ZM105 6V5H104ZM158 6V7H157ZM43 7V8H44ZM51 7H52V5H51ZM59 7V6H58ZM95 7H97V6H95ZM101 7H102V5H101ZM198 10H199V8L197 7V6H195ZM200 7H202V5L200 4ZM205 7V6H204ZM46 8H47V6H46ZM46 8H44L45 10H46ZM49 8V7H48ZM57 8V7H56ZM63 8H65V6L63 7ZM75 7L73 6V9H74ZM98 9H96V10H99V7H97ZM105 8H106V6H105ZM109 7H107V12H109V9H108ZM114 8V9H115ZM191 8H192V6H191ZM210 8V7H209ZM32 9V10H31ZM40 9V8H39ZM43 9V10H44ZM59 9V10H60ZM68 9H69V7H68ZM67 9V10H68ZM72 9V8H71ZM72 9V10H73ZM111 9H113V8H111ZM193 9V8H192ZM197 9H195L196 11H197ZM211 9V8H210ZM34 10V11H33ZM36 10V11H35ZM42 10V14H46V12H44ZM51 10V9H50ZM49 10V11H50ZM52 10H53V7H52ZM101 10V9H100ZM100 10L99 11H97V12H99L98 14H100ZM119 10V11H118ZM30 11V12H29ZM47 11V10H46ZM49 11H48V13L46 14V15H44L45 17L49 14ZM62 11H65L66 12V9L65 10H62ZM69 11H70V9H69ZM105 11H106V9H105ZM115 11V10H114ZM205 11V10H204ZM41 12V11H40ZM51 12V11H50ZM71 12H73V11H71ZM79 12H81V11H79ZM74 13L73 12V14L75 15H77V14H80V13ZM81 12V13H82ZM107 12H105V13H107ZM118 12V13H117ZM198 12V11H197ZM196 12V13H197ZM29 13V14H28ZM33 13V14H34ZM36 13H38V12H36ZM52 13V12H51ZM58 13V12H57ZM61 13H63V12H61ZM67 13V15H69L68 14V12H66ZM104 13V12H103ZM102 13V14H103ZM194 13H195V11H194ZM199 13H201V11L199 12ZM53 14H54V10H53ZM109 14H112L113 15V13H109ZM202 14V13H201ZM214 14V13H213ZM220 14V13H219ZM40 15V14H39ZM51 15V14H50ZM55 15V14H54ZM62 15V14H61ZM66 15V16H67ZM73 15V16H74ZM106 15V14H105ZM131 16L133 19H134V21H133V19H132V21L130 20V17H128V16ZM174 15V14H173ZM177 15V14H176ZM199 15V14H198ZM49 16V15H48ZM69 16H71V15H69ZM80 16H82V14L80 15ZM113 16H115V15H113ZM119 16V15H118ZM196 16V15H195ZM200 16V15H199ZM204 16V15H203ZM212 16V15H211ZM31 17V18H30ZM39 16H37V18H38ZM44 17V18H45ZM55 17V16H54ZM62 17V16H61ZM76 17V16H75ZM109 17V16H108ZM174 17V16H173ZM175 17H177V16H175ZM201 17V16H200ZM77 18V17H76ZM79 18V17H78ZM82 18V17H81ZM86 18V19H87ZM98 18H99V16H98ZM205 18V17H204ZM42 19V18H41ZM46 19V18H45ZM48 19V20H49ZM54 19H57L56 17L54 18ZM53 19V20H54ZM85 19V20H86ZM103 19V18H102ZM107 19V18H106ZM120 19V18H119ZM197 19H198V17H197ZM35 20H37V19H35ZM43 20V19H42ZM73 20V19H72ZM108 20V19H107ZM130 20V21H129ZM137 20V21H136ZM139 20V21H138ZM185 20V19H184ZM47 21V20H46ZM45 21V22H46ZM60 21H61V19H60ZM60 21H58V22H60ZM62 21H64L63 19H62ZM110 17H109V21H107L106 23L108 24V23H110ZM162 21V22H161ZM67 22V21H66ZM79 22V21H78ZM158 22V23H157ZM179 22V21H178ZM35 23V24H34ZM75 23H76V21H75ZM99 23V22H98ZM102 23H104V19H103V22ZM123 23L121 24V25H123ZM159 23H164L163 25L165 26L164 28H162L161 27V25H159ZM196 23V22H195ZM202 23V22H201ZM50 24V23H49ZM56 24H57V22H56ZM58 24H62V22H60V23H58ZM65 25H66V23H64ZM72 24V23H71ZM105 24V23H104ZM111 24V23H110ZM108 25V26H110L111 27V25ZM113 24V26H114V23H112ZM181 24V22H179V25ZM184 23H182V25H183ZM50 25H52V23L50 24ZM55 25V24H54ZM63 25V24H62ZM62 25H61V27H62ZM103 25V24H102ZM120 25V26H121ZM190 25V24H189ZM38 26V27H37ZM57 26H59V25H57ZM81 26V25H80ZM100 26V25H99ZM107 26V27H108ZM184 27H185V25H183ZM49 27V26H48ZM193 27V26H192ZM191 27V28H192ZM196 27V26H195ZM42 28V29H41ZM53 28H54V26H53ZM56 28V27H55ZM65 28V27H64ZM69 28V27H68ZM84 28V27H83ZM103 28H104V26H103ZM109 28V27H108ZM116 28H118V27H116ZM123 28H124V26H123ZM187 29H186V31H188V29H191V28H188V27H186ZM49 29H51L50 27H49ZM57 29V28H56ZM84 29H86V28H84ZM105 29L107 30V28L105 27ZM110 29H112V27L110 28ZM115 29V27H113V30H112V32H116V31H120V33H118V32H116L117 34L116 35H118V34H121V32H122V30L121 29H119L118 28V30H114ZM178 29V30H177ZM183 29V28H182ZM193 29H194V27H193ZM44 31V34L42 35L41 34V31ZM47 30V29H46ZM55 30V29H54ZM58 30H60V29H58ZM65 30L66 31H68L66 28H65ZM49 31V30H48ZM53 31V30H52ZM74 31V30H73ZM80 31H81V29H80ZM84 31V30H83ZM110 31V30H109ZM124 31V30H123ZM132 31V32H131ZM162 31V34L161 35H164V40L161 38L162 36L161 35H157V34H159L158 32H161ZM164 31V32H163ZM177 31V32H176ZM185 31V30H184ZM189 31H191V30H189ZM57 32V31H56ZM63 32H64V30H63ZM63 32L61 31V33L63 34ZM69 32V31H68ZM71 33H72V31H70ZM50 33V32H49ZM52 33V32H51ZM50 33V34H51ZM55 33V32H54ZM54 33H52V34H54ZM75 33V32H74ZM138 33H140V32H138ZM163 33H165V34H163ZM189 32H187V34H188ZM199 33V32H198ZM201 33V32H200ZM204 33V32H203ZM49 34V36H51ZM56 34V33H55ZM52 35L51 37L53 38V36H56V35ZM66 34V33H65ZM113 34V33H112ZM115 34V33H114ZM122 34H124V33H122ZM126 34V33H125ZM136 34V33H135ZM186 34V35H187ZM43 37H42V36ZM46 36H48V34H45ZM76 35V34H75ZM115 35V36H116ZM129 35V34H128ZM128 35H126V36H128ZM155 36V37H153V36ZM204 35V34H203ZM3 36V37H2ZM13 36V37H14ZM58 36V35H57ZM57 36H56V38H57ZM62 36H64V34L62 35ZM66 36V35H65ZM89 36V35H88ZM114 36V35H113ZM124 36V38L126 39V36L125 35H123ZM130 36V35H129ZM128 36V37H129ZM157 36H161V37H158L157 38ZM200 36H202L201 34H200ZM205 36V35H204ZM203 36V37H204ZM218 36V35H217ZM2 37V38H1ZM12 37V36H11ZM71 37H74V36H71ZM76 37H77V35H76ZM85 37V36H84ZM119 37H122V36H120L119 35ZM136 37V36H135ZM134 37V38H135ZM141 37V36H140ZM145 37V36H144ZM197 37H199V36H197ZM219 37V36H218ZM62 38H64V37H62ZM115 38H118V37H115ZM123 38V37H122ZM121 38V40H119V39H116V40H119L121 43H122V41H124V42H126L125 41V39L123 40ZM132 38H133V36L130 38V40H132ZM159 38H161V39H159ZM201 38V37H200ZM4 39V38H3ZM58 39V38H57ZM66 39H68V36H67V38ZM138 39V38H137ZM146 39V38H145ZM145 39H143V40H145ZM187 39V40H186ZM207 39V38H206ZM218 39V38H217ZM51 40V39H50ZM61 40H63V39H61ZM60 39H59V41H61ZM65 40V39H64ZM63 40V42H66V40L64 41ZM74 38L72 39V42L73 43H75L74 42ZM81 40V39H80ZM139 40H140V38H139ZM142 40V39H141ZM161 40V41H160ZM163 40V41H162ZM53 42L55 41V37H54V40H52ZM51 41V42H52ZM128 41H129V38H128ZM145 41H147V39L145 40ZM144 41V42H145ZM221 41V40H220ZM8 42L6 43L7 45H8ZM81 42H82V40H81ZM144 42H143V44H144ZM218 42H219V40H218ZM0 43V48H1V44ZM60 43V42H59ZM59 43L57 44L58 45V47H60V46H62V45H64L63 43H61L62 45H60L59 46ZM68 43H70L69 41H68ZM78 42H76V44H77ZM79 43H80V41H79ZM84 43V42H83ZM83 43H81V45L83 44ZM128 43V42H127ZM174 43H175V46L177 45V46H179V47H183V48H185L186 49V52H187V54H188V52H189V55L190 56H194V62L195 61H198L199 62V66H198V68L200 69L201 68V70L206 74V76L207 77H211V78H213V80H214V82H215V88H214V90L219 94V99H220V101L223 103V105H225V107L227 108V112H228V116H230V118H232V120H234V123L232 124V127L230 128V129H227V131H225L224 132V134L225 135H227V136H229V137H232V136H236L237 134L240 136V141L242 142V143H245V145H246V147H245V150L243 149V147H241L242 148V150H241V148H240V150H241V152L242 151H244V152H242V153H240L242 156H243V159L242 158H236V160H235V157H238L239 156V154H237L236 156L235 155H232L231 154V152H230V146L231 145H229V147H227L226 146V144L228 143V141L226 142V138H225V141L223 140V143L225 144V142H226V144H225V146H226V148H224V159L225 160H223V163L218 167V169H219V171H217V170H215V171H217V173H221V175H214V171H213V175H214V177H211L210 175H208L210 172L207 170L208 169V165H206L207 167H206V169L205 168H203V167H201L200 166V168L197 166L196 167V163H197V158H204L203 159V161H202V163L205 165L207 162H213L215 159L214 158H216V156L214 155V152H212L211 154H212V156L214 155L215 157L213 158V157H209V156H207V153H205L207 150L206 149H208V147H210V146H212V145H214V148H216L217 149V147H218V139H219V136H220V134L222 133L221 132V124H220V122H219V120H218V118H219V115L216 113V109L217 108H214V106H212L213 104L211 103V101H212V99H211V101L208 99V98H206V95L207 94H205V99H204V95L199 99V102H201L200 100H205V102H206V105H207V107H205L206 105H205V102H204V107L203 106H200V104H198L197 103V101H196V99H198L197 97H196V95H195V92H194V89H190L191 87H188L186 84H184V83H182V82H180V81H178L177 80V78L178 77H176V75H165V74H163V73H161V72H157L156 70L155 71H151L150 72V66H151V60H150V55H152V54H150L151 53V50H154V52H155V50L157 51V50H161L162 48L163 49H165V50H167V53H168V51H170V53H171V50H172V48H174L175 46H174ZM52 44V43H51ZM55 44H56V42H55ZM55 44L53 43L52 45L53 46H55ZM123 44V43H122ZM131 44V43H130ZM134 44V43H133ZM146 44V43H145ZM224 44V43H223ZM3 45H5V43L3 44ZM71 46H73L72 45V43L70 44ZM69 45V46H70ZM84 45V44H83ZM127 46H128V44H126ZM139 45H141V43L139 44ZM75 46V45H74ZM73 46V47H74ZM126 46V47H127ZM130 46V45H129ZM174 46V47H173ZM176 46V47H177ZM220 46H222V45H220ZM224 47L225 46H227V45H223ZM232 46V45H231ZM9 47V46H8ZM66 48L67 47V43H66V45L65 46H62V48ZM83 47V46H82ZM125 46H124V48H126ZM132 47V46H131ZM151 47V46H150ZM179 47H178V49H179ZM2 48H4L3 46H2ZM10 48V47H9ZM55 48V47H54ZM54 48H53V50H54ZM69 48V47H68ZM76 48H77V46H76ZM76 48H74V49H76ZM78 48H80V47H78ZM84 48V47H83ZM87 48V47H86ZM124 48H123V51L125 52V50L127 49H125L124 50ZM148 48V49H147ZM225 48H227V47H225ZM5 49V48H4ZM7 49V48H6ZM49 49V50H48ZM61 49V48H60ZM59 49V50H60ZM135 49V48H134ZM134 49H127V50H129V57L131 56V54H135L137 57H138V55H137V51H135ZM149 49H151V50H149ZM210 49L211 50H214L216 53H217V56H218V60H216V57L214 58V56H212V53H211V51H210ZM1 50H3V49H1ZM66 50H67V48H66ZM70 50H71V48H70ZM80 50V49H79ZM131 50V51H130ZM188 50V51H187ZM228 50H230V49H228ZM227 50V51H228ZM34 50H33V52H35ZM61 51H63V52H65V50L64 49H61ZM60 51V52H61ZM68 51V50H67ZM74 51H76V50H74ZM78 51V50H77ZM122 51V52H123ZM132 51H134L135 53H133ZM163 51V50H162ZM180 52V50H177V53H179ZM32 52V51H31ZM36 52V53H37ZM55 51H53V53H54ZM60 52H58L59 54H60ZM71 52H73L72 50H71ZM85 51H83V53H84ZM123 52V54L122 55H125V53ZM127 52V51H126ZM139 52V51H138ZM181 52H185V51H181ZM45 53H47V52H44V54H43V52L41 53L42 54V59H43V57H44V55H45ZM65 53H67V52H65ZM131 53V54H130ZM141 53H142V51H141ZM229 53H231V52H229ZM239 53V52H238ZM35 53H33V55H34ZM57 54V53H56ZM69 54V53H68ZM80 54V53H79ZM155 54H156V52H155ZM187 54H186V56H185V53H183V55H181V54H179L180 56H183L184 58L186 57L187 58ZM47 55V54H46ZM48 55H50V54H48ZM63 55V54H62ZM71 55L73 56V54L71 53ZM75 55V54H74ZM86 55V54H85ZM132 55V56H133ZM134 55V56H135ZM215 55V54H214ZM229 55V54H228ZM1 56V55H0ZM35 56H40V53L38 54L37 53V55H35ZM53 56V55H52ZM67 56V55H66ZM69 56V55H68ZM67 56V57H68ZM131 56V57H132ZM133 56V57H134ZM156 56V55H155ZM178 56V55H177ZM177 56H174V57H176V59L178 58V60L180 59L179 57H177ZM6 57V58H5ZM46 57H48V56H46ZM45 57V58H46ZM49 57H51V55L49 56ZM48 57V58H49ZM70 57V56H69ZM79 57V56H78ZM120 57V56H119ZM118 57V58H119ZM125 57H126V55H125ZM124 57V58H125ZM128 57V56H127ZM152 57H154V56H152ZM192 57H190V58H192ZM31 58V57H30ZM34 58H36V57H33V59ZM54 58V57H53ZM56 58V57H55ZM64 58V57H63ZM63 58H61V59H63ZM120 58H123V56H121ZM123 58V59H124ZM185 58V59H186ZM236 58V57H235ZM249 58V57H248ZM0 59L2 60V58L0 57ZM39 60H40V57L38 58ZM50 59V61H52L53 59H52V57L51 58H49ZM48 59V60H49ZM52 59V60H51ZM85 59V58H84ZM87 59V58H86ZM131 59L132 58H130L129 60H130V62H131ZM134 59V58H133ZM132 59V61H134ZM135 59L137 60V58L135 57ZM193 59V58H192ZM0 60V61H1ZM35 60V59H34ZM33 60V62H35ZM48 60H46L45 59V61H48ZM55 60V59H54ZM53 60V61H54ZM67 60V59H66ZM153 60H155V59H153ZM178 60H177V62H178ZM188 60V59H187ZM240 60V59H239ZM42 61V60H41ZM45 61H44V63H45ZM71 61V60H70ZM72 61H73V59H72ZM117 61V60H116ZM126 61H127V59H126ZM138 61V63H139V59L137 60ZM142 62H143V60H141ZM183 61V62H182ZM191 61H193V60H191ZM30 62V61H29ZM75 62V61H74ZM129 62V61H128ZM127 62V63H128ZM177 62H176V64H177ZM179 62H180V60H179ZM178 62V63H179ZM48 63V62H47ZM46 63V64H47ZM51 63V62H50ZM54 63H55V61H54ZM57 63H60V62H57ZM57 63H55V64H57ZM64 63V62H63ZM133 63V62H132ZM134 63H136V62H134ZM158 63V62H157ZM182 63H183V67L185 68L186 66H188L187 64H186V62H185V64H184V60L183 59H181V66H182ZM42 64V69L43 70H45V68H43L44 66V64L43 63H41ZM54 64V65H55ZM69 64V63H68ZM77 64V63H76ZM82 64V63H81ZM84 64V63H83ZM120 64H121V62H120ZM123 64L124 63H122V65L121 66H123ZM155 64V63H154ZM252 64V63H251ZM34 65V64H33ZM51 65H53L52 63H51ZM118 65V64H117ZM128 65H132L131 63L129 64L128 63ZM136 65H139V66H137V67H139V69H141L140 68V65H141V67H143L142 66V64H137L136 63ZM186 65V66H185ZM196 65V64H195ZM22 66V67H21ZM30 66V65H29ZM60 66V65H59ZM62 66V65H61ZM70 66V65H69ZM68 66V67H69ZM73 66H75V65H73ZM126 66H127V64H126ZM156 66V65H155ZM177 66V65H176ZM190 66V65H189ZM5 67V68H4ZM55 67V66H54ZM128 67V69L130 70V68H129V66H127ZM132 67V66H131ZM147 67V68H146ZM34 68H35V66H34ZM33 68V69H34ZM40 68V67H39ZM50 68H52V69H55V68H53L52 66L50 67ZM63 68H64V66H63ZM157 68V67H156ZM169 68V67H168ZM175 68V67H174ZM180 68V67H179ZM178 68V69H179ZM191 68H194L193 66L192 67H190V69ZM196 68V67H195ZM194 68V69H195ZM46 69H47V67H46ZM51 69V70H52ZM64 69H66V68H64ZM68 69V68H67ZM72 69H74L73 67H72ZM128 69H126L125 68V70L127 71ZM135 68H132V70H134ZM138 68H136V70H137ZM138 69V70H139ZM153 69H154V67H153ZM187 69H189V67H187ZM26 69L24 68V70L23 71H25ZM35 70V69H34ZM69 70V69H68ZM144 70V69H143ZM180 70V69H179ZM183 70V69H182ZM197 70V69H196ZM29 71V70H28ZM36 71H38V70H36ZM42 71V70H41ZM67 71V70H66ZM77 71H78V69H77ZM141 71V70H140ZM168 71V70H167ZM190 71V70H189ZM189 71H188V75H190L189 74ZM193 71V70H192ZM200 71V70H199ZM18 72V73H17ZM26 72V71H25ZM50 72V71H49ZM68 72V71H67ZM66 72V73H67ZM72 72V71H71ZM79 72V71H78ZM77 72V73H78ZM124 72V71H123ZM130 71H128V73H129ZM138 71H136V73H137ZM180 72H182V71H180ZM179 72V73H180ZM195 72V71H194ZM202 72V73H203ZM16 73V75H14ZM28 73H30V72H28ZM27 73V74H28ZM37 73V72H36ZM51 73V72H50ZM183 73V72H182ZM190 73H191V71H190ZM193 73V72H192ZM196 73V72H195ZM202 73H200V75H198L199 73H197V75H198V77H201V75H202ZM7 74V75H6ZM18 74V75H17ZM41 74V73H40ZM131 74V72L129 73V76H131L130 75ZM205 74H204V76H205ZM34 75V74H33ZM39 75V74H38ZM63 75V74H62ZM127 75V74H126ZM138 75V74H137ZM194 75V74H193ZM196 74H195V76H193V77H196L197 76ZM53 75H51V77H52ZM203 76V75H202ZM3 77V78H2ZM48 77V76H47ZM74 77V76H73ZM127 77V76H126ZM141 77V76H140ZM144 77V76H143ZM146 77V76H145ZM144 77V78H145ZM154 77L156 78V79H154ZM186 77V76H185ZM206 77V78H207ZM26 78V77H25ZM66 78V77H65ZM65 78H63V79H65ZM136 78V77H135ZM183 78V77H182ZM181 78V79H182ZM197 78V77H196ZM202 78V77H201ZM201 78H199V79H201ZM26 79H28V78H26ZM48 79V78H47ZM70 80V78H67V80ZM132 79V78H131ZM131 79H130V81H131ZM134 79V78H133ZM193 79V78H192ZM198 79V78H197ZM42 80V79H41ZM45 81H46V78L44 79ZM126 80V79H125ZM148 80V78H146V81ZM183 80V79H182ZM204 80H205V78H204ZM31 81V80H30ZM61 81V80H60ZM59 81V82H60ZM127 81H128V77H127ZM133 81V80H132ZM138 81V80H137ZM185 81V80H184ZM188 81V80H187ZM197 82H198V80H196ZM201 81V80H200ZM206 81V83H207V79L205 80ZM204 81V82H205ZM54 82V81H53ZM52 82V83H53ZM61 82H63V81H61ZM66 82H68V81H66ZM65 82V83H66ZM72 82V81H71ZM202 82H203V78H202ZM201 82V83H202ZM203 82V85H206V83H204ZM40 83H43V82H40ZM39 83V84H40ZM55 83H57V81L55 82ZM125 83H126V81H125ZM128 83V82H127ZM142 83V82H141ZM144 83H146V82H144ZM193 83V82H192ZM199 83V82H198ZM198 83H196L195 82V84H198ZM200 83V84H201ZM9 83L7 82V84L6 85H8ZM31 84H33V82L31 83ZM44 84H46V83H44ZM43 84V85H44ZM51 83H49V85H50ZM67 84V83H66ZM66 84L64 85V83L62 84V86H66ZM69 84V83H68ZM138 84V83H137ZM147 84H148V82H147ZM146 84V85H147ZM194 84V85H195ZM208 84V83H207ZM48 85V86H49ZM56 85V84H55ZM55 85H53V86H55ZM58 85V84H57ZM132 85V84H131ZM133 85H135V83L133 84ZM144 85V84H143ZM142 85V86H143ZM145 85V86H146ZM203 85H201V86H203ZM2 86V85H1ZM3 86H5V85H3ZM2 86V87H3ZM38 86V85H37ZM42 86V85H41ZM46 86H47V84H46ZM60 86V85H59ZM122 86V85H121ZM126 86V85H125ZM129 86V85H128ZM209 86H210V84H209ZM208 86V87H209ZM10 87V86H9ZM8 87V90H10V88ZM51 87V86H50ZM204 87H207V85L206 86H203V88ZM208 87H207V89H208ZM212 87V86H211ZM210 87V88H211ZM19 88V87H18ZM45 88V87H44ZM121 88V87H120ZM125 88V87H124ZM127 88V87H126ZM134 88H136V87H134ZM138 88V87H137ZM194 88V87H193ZM199 88H202V87H199ZM202 88V89H203ZM210 88H209V91H210ZM54 89H58L59 90V87H57V88H54ZM129 89V88H128ZM146 89H147V87H146ZM201 89V91H203ZM3 89H1V91H2ZM18 90V89H17ZM30 90H32V89H30ZM58 90H57V92H58ZM62 89H60L59 91H61ZM65 90V89H64ZM141 90V89H140ZM54 91H56V90H54ZM199 91V90H198ZM5 92V91H4ZM14 92V91H13ZM118 92V91H117ZM137 92H138V90H137ZM136 92V93H137ZM143 92V91H142ZM141 92V93H142ZM206 91L204 90V93H205ZM11 93V91L9 92V94ZM17 93H20V91L19 92H17ZM16 93V94H17ZM124 93V92H123ZM207 93V92H206ZM209 93V92H208ZM2 94L4 95V93L2 92ZM13 93H11V95H12ZM16 94H15V96H16ZM21 94H24V93H21ZM20 94V95H21ZM26 94V93H25ZM50 94V93H49ZM109 94V93H108ZM114 94V93H113ZM211 94V93H210ZM8 95V94H7ZM18 95V94H17ZM47 95H48V93H47ZM141 95V94H140ZM144 95V94H143ZM202 95V94H201ZM213 95H214V93H213ZM2 96V95H1ZM6 96V95H5ZM9 96L10 95H8V96H6V97H8L9 98ZM13 96V95H12ZM14 96V97H15ZM23 96L24 95H22L21 97V99L20 100H22L23 99ZM51 96V95H50ZM130 96V95H129ZM133 96V95H132ZM139 96V95H138ZM4 97V96H3ZM19 97V96H18ZM30 97V96H29ZM35 97V96H34ZM126 97V96H125ZM195 97H196V99H195ZM207 97H208V95H207ZM215 97H216V95H215ZM5 98V97H4ZM132 98V97H131ZM209 98H211V95H210V97ZM1 99V98H0ZM3 99V98H2ZM15 99V98H14ZM16 99H17V97H16ZM15 99V100H16ZM25 99V98H24ZM28 99V98H27ZM10 100V99H9ZM215 100H216V98H215ZM4 101V100H3ZM12 101V100H11ZM23 101V103H20L21 105H23V106H25L24 105V100H22ZM141 101V100H140ZM158 101V102H157ZM8 102V101H7ZM19 102V101H18ZM213 102V101H212ZM9 103V102H8ZM17 103V102H16ZM134 103V102H133ZM137 103V102H136ZM171 103L173 104L172 106H171ZM213 103H216V101H214ZM152 104V103H151ZM155 104H153V105H155ZM168 104V103H167ZM167 104H165V106L167 105ZM202 104V103H201ZM220 104V103H219ZM13 105V104H12ZM18 105V104H17ZM162 105V104H161ZM132 106V105H131ZM152 106V105H151ZM156 106V105H155ZM155 106H152L153 108H155ZM159 105H157V107H158ZM209 106V107H208ZM3 107V106H2ZM9 107V106H8ZM156 107V109H158ZM215 107H217V105L215 104ZM218 107H219V105H218ZM223 107V106H222ZM21 108V107H20ZM26 107H23V109L24 110H26L25 109ZM152 108V109H153ZM159 108H161V107H159ZM163 108H165L164 106H163ZM167 109H165L166 111H167ZM221 109V108H220ZM220 109H219V111H220ZM222 109H224V107L222 108ZM14 110H16L15 108H14ZM23 110V111H24ZM144 110V109H143ZM163 110V109H162ZM165 110H163V112L165 111ZM173 110V109H172ZM225 112H226V110H225ZM2 113V112H1ZM9 113V112H8ZM11 113H13V112H11ZM165 113V112H164ZM221 113V112H220ZM223 113V112H222ZM1 115V114H0ZM28 115V114H27ZM226 116H227V113L225 114ZM222 116V115H221ZM220 116V117H221ZM223 116H224V114H223ZM222 116V117H223ZM226 116L225 117H223V118H226ZM31 117V116H30ZM2 118V117H1ZM22 118V117H21ZM234 118V119H233ZM227 119V118H226ZM225 119V120H226ZM1 120V119H0ZM19 120H20V118H19ZM30 119H28V121H29ZM223 119H221V121H222ZM6 121H8V120H6ZM13 121V120H12ZM224 121V120H223ZM226 121H228V120H226ZM18 122V121H17ZM196 123L197 124V130H198V132L197 133H195L196 132V130H194V127H193V123ZM226 123V122H225ZM6 124V123H5ZM12 124V123H11ZM8 125V124H7ZM130 125H132V124H130ZM134 125V124H133ZM225 125V124H224ZM195 126V125H194ZM223 126V125H222ZM225 126H227V125H225ZM225 126H224V128H225ZM8 127V126H7ZM136 127V126H135ZM1 128V127H0ZM224 128H222V130L224 129ZM18 130H19V128H18ZM2 131V130H1ZM8 131V130H7ZM148 131L150 132V133H148ZM3 133V132H2ZM4 134V133H3ZM8 134V133H7ZM6 134V135H7ZM102 134V133H101ZM1 135V134H0ZM201 135V137H199ZM223 135V134H222ZM104 136V135H103ZM224 136V135H223ZM6 137H8V136H6ZM102 137V136H101ZM222 137V136H221ZM9 138V137H8ZM107 138V137H106ZM108 139V138H107ZM155 139V138H154ZM153 139V140H154ZM235 139H237L236 137H235ZM201 141L202 140V147H201V150H198V148L195 146V144H194V141ZM238 140V141H239ZM2 141V140H1ZM0 141V142H1ZM156 140H154V141H152V142H154V143H156L155 142ZM158 141V140H157ZM151 142V141H150ZM109 143V142H108ZM106 144H107V142H106ZM116 144V143H115ZM198 144H200V143H198ZM100 146V145H99ZM109 146V145H108ZM107 146V147H108ZM112 146V145H111ZM156 146V145H155ZM236 146V145H235ZM241 146H242V144H241ZM96 147V146H95ZM200 147V146H199ZM1 148V147H0ZM101 149V148H100ZM118 149V148H117ZM222 149V148H221ZM3 150H5V149H3ZM2 150V148L0 149V154H2V156H1V160L0 161H3V158H4V156H3V153L2 152H5V151H3ZM169 150V149H168ZM206 150V151H205ZM218 150V149H217ZM216 150V151H217ZM233 150V149H232ZM2 151V152H1ZM116 150H114V152H115ZM118 151V150H117ZM210 152H211V150H210ZM209 152V153H210ZM222 152V151H221ZM118 153V152H117ZM198 154V157L197 158H195V154ZM6 153H4V155H5ZM8 154V153H7ZM11 154V153H10ZM99 154V153H98ZM104 154V153H103ZM156 154V153H155ZM100 155V154H99ZM138 155V154H137ZM219 155V154H218ZM155 156V155H154ZM157 156V155H156ZM221 156L222 155H220V158H221ZM235 156V157H234ZM241 156V157H242ZM3 157V158H2ZM5 157H6V155H5ZM92 157H94V156H92ZM139 157V156H138ZM143 157V156H142ZM145 157V156H144ZM153 157V156H152ZM219 157V156H218ZM97 158V157H96ZM112 158V157H111ZM120 158V157H119ZM149 158H150V156H149ZM11 159V158H10ZM145 159V158H144ZM173 159V160H172ZM218 159V158H217ZM222 159V158H221ZM237 159L238 160H240V161H237ZM4 160H8V158L6 157V159H4ZM101 160V159H100ZM104 160V159H103ZM142 161H143V158L141 159ZM218 161H219V159H218ZM222 161V160H221ZM8 162V165L10 166V162L9 161H7ZM6 162V163H7ZM96 162V161H95ZM94 162V163H95ZM139 162V161H138ZM241 162H242V164H241ZM5 162L4 163H2V162H0V164H2V166H3V164H6ZM10 163V164H9ZM111 163V162H110ZM128 163V162H127ZM201 163V164H202ZM14 164V163H13ZM8 165H6L7 166V168H8ZM106 165V164H105ZM124 165V164H123ZM127 165H129V163L127 164ZM139 165V164H138ZM215 165H217L216 163H214V167H215ZM5 167V166H4ZM14 167V166H13ZM107 167H108V165H107ZM118 167H119V165H118ZM153 167H154V165H153ZM158 167H156V168H158ZM212 168V170H214L215 168ZM217 167V166H216ZM9 168H11V167H9ZM8 168V170H6V172L7 171H10V169ZM16 168V167H15ZM109 168H111V166L109 167ZM146 168V167H145ZM152 168V167H151ZM1 169H3L4 170V168L2 167ZM95 169V168H94ZM94 169H93V171H94ZM217 169V168H216ZM11 170H14V169H11ZM19 170V169H18ZM122 170V169H121ZM150 170V169H149ZM211 170V171H212ZM16 172H19V171H17V170H15ZM84 171V170H83ZM92 171V172H93ZM107 171H108V169H107ZM145 171V170H144ZM143 171V172H144ZM159 171H162V170H158V172ZM1 172H2V170H1ZM82 172V171H81ZM97 172V171H96ZM109 172L111 173V171L109 170ZM121 172V171H120ZM151 172V171H150ZM209 172V173H208ZM5 173V172H4ZM8 173V172H7ZM12 173H14V171H12ZM12 173H10L9 172V174L8 175H11L10 177H12ZM22 173V172H21ZM163 173V172H162ZM6 174V173H5ZM15 174V173H14ZM14 174H13V177L12 178H14ZM82 174V173H81ZM147 174V173H146ZM164 174V173H163ZM198 174H201L202 175V177H200ZM211 175H212V173H210ZM0 175H3L2 173L0 174ZM20 175V174H19ZM113 175V174H112ZM116 175V174H115ZM177 175H180V177H179V179H177ZM189 175H193V177H194V180L193 181H191V182H187L186 181V179H187V177L189 176ZM6 176V175H5ZM4 176V177H5ZM17 176V175H16ZM81 176V175H80ZM141 176V175H140ZM143 176V175H142ZM198 176H199V178H198ZM225 177L224 179L223 178H221V177ZM9 177V178H10ZM82 177V176H81ZM192 177V176H191ZM7 178V177H6ZM17 178V177H16ZM116 178H118V177H116ZM121 178V177H120ZM3 179H5V178H3ZM8 179V178H7ZM19 179V181H20V177L18 178ZM200 179H203L204 180V183L203 182H201L202 180H200ZM12 179L10 178V181H11ZM17 180V179H16ZM22 180V179H21ZM81 181H82V179H80ZM199 180H200V182H199ZM1 181V180H0ZM77 181V180H76ZM79 181V180H78ZM85 181V180H84ZM3 182H6V181H3ZM23 182V181H22ZM185 182H187V183H191L193 186V188H192V194H193V196L189 199H187V197L186 196H189V195H187L188 194V188L186 187L187 185H184L185 184ZM13 185H10V184H8V185H10L11 187V189L13 190V188H15V187H17V189H18V191H21L20 189V187H18L16 184H18V181H17V183H16V181L14 182H11ZM16 183V184H15ZM24 183V182H23ZM79 183V182H78ZM155 183H157L156 184V186H155ZM186 183V184H187ZM6 184H7V182H6ZM95 184V183H94ZM188 184V185H189ZM15 185V186H14ZM82 185V184H81ZM80 185V186H81ZM119 185V184H118ZM130 185V184H129ZM13 186V187H12ZM20 186H21V184H20ZM97 186V185H96ZM133 186V185H132ZM190 187H191V185H189ZM224 186H226V188L224 187ZM22 187V186H21ZM25 187H26V185H25ZM99 187V186H98ZM97 187V188H98ZM116 187H117V185L115 186V190H116ZM4 188H5V186H4ZM6 188H7V185H6ZM10 188H8L7 189V191L6 192H9L10 191ZM79 188V187H78ZM82 188V187H81ZM118 188H119V186H118ZM130 188H132L131 186H130ZM24 189H26V188H24ZM103 189V188H102ZM111 189V188H110ZM129 189V188H128ZM136 189V188H135ZM0 190H2L3 191V189H1L0 188ZM11 190V191H12ZM15 190H16V188H15ZM15 190H13L14 191V195H15V192H16V194H17V192L18 191H15ZM23 190V189H22ZM78 190V189H77ZM80 190V189H79ZM115 190H114V193H115ZM120 190V189H119ZM130 190V189H129ZM134 190V189H133ZM81 191V190H80ZM124 191H125V189H124ZM140 191V190H139ZM144 191H143V193H144ZM26 192V191H25ZM141 192V191H140ZM139 192V193H140ZM146 192H147V190H146ZM149 192H147V193H149ZM5 193V192H4ZM22 193H23V191H22ZM78 193H80V192H78ZM131 193H135L134 191H132L131 190ZM142 193V192H141ZM1 194V193H0ZM11 194H12V192H11ZM30 194V193H29ZM85 194V193H84ZM83 194V195H84ZM118 194V193H117ZM115 195L114 196V194H113V197L115 198V199H117L118 197H119V194L118 195ZM127 194V193H126ZM130 194V193H129ZM2 195V194H1ZM0 195V196H1ZM7 195H9V194H6V196L5 197H8ZM13 195V197L15 198V196ZM18 195H20L21 197H22V195H21V193L20 194H18ZM18 195L16 196L17 198H18ZM23 195H24V197H25V194L23 193ZM107 195H109V194H107ZM121 195V194H120ZM139 195V194H138ZM191 195V194H190ZM205 196L206 198H207V201H205V199H204V201L205 202H207L208 203V205H210V206H212V207H214L215 209H213L212 210V215H211V217H213L216 221H220L221 222V226H222V228H223V230H221L220 229V231H222V237H224V238H220V239H222L221 241H222V246L224 247V249L223 250H221V247H220V253L221 254H219L218 255V251L217 252H215V249L213 250L212 249V247H211V245L209 244H207L208 242H206L205 241V239L206 238H208V234H207V237H206V234H205V236H204V238L205 239H203V238H201L200 236H199V232H197L198 230V228L200 227H202L203 226V221L201 222V223H199V224H202V226H200L199 224V226H198V228H197V226L195 225L196 224V222L198 223V221H194V218H195V216L194 215H196L195 214V212L197 213L198 211H200V203H198V202H200V201H198L197 202V197L198 196ZM232 195V194H231ZM33 196V195H32ZM79 196V195H78ZM82 196V195H81ZM85 196V195H84ZM105 196V198L107 197L106 195H104ZM111 196V195H110ZM125 196V195H124ZM141 196V195H140ZM140 196H138V197H140ZM198 197V198H204V197ZM228 196V195H227ZM11 197H12V195H11ZM21 197H19L20 199L18 200V201H20L21 199H24L23 197L21 198ZM122 196H120V198H121ZM130 197H131V195H130ZM134 197V196H133ZM231 197V196H230ZM236 197V198H237ZM9 198H10V196H9ZM14 198L13 199H11V200H13V201H11V202H14ZM29 197H26V199H28ZM101 198H102V196H101ZM104 198V199H105ZM114 198H113V200H114ZM120 198H118V199H120ZM123 198V197H122ZM121 198V199H122ZM129 198V197H128ZM150 198V197H149ZM235 197H234V199H236ZM2 199H3V197H2ZM6 199V198H5ZM111 199H112V197H111ZM130 199H132V198H130ZM200 199H198V200H200ZM229 199V198H228ZM227 199V200H228ZM103 200V199H102ZM101 200V201H102ZM107 200V199H106ZM105 200V201H106ZM125 200H127V198L125 199ZM146 200H149L148 199V197H147V199ZM230 200V199H229ZM232 200H233V197H232ZM2 201V200H1ZM1 201H0V203H1ZM8 201H9V199H8ZM23 201H25V199L23 200ZM22 200L20 201L21 203V205L24 203ZM104 201V200H103ZM112 201V200H111ZM120 201V200H119ZM119 201H116V202H118L119 203ZM190 202V204L191 205H194L193 203H195V202H197L198 204H199V206H198V209H197V206L196 207H194V206H192L193 207V212H190L191 211V207L189 208L190 209V211L187 209V206H186V204H189V202ZM203 201V202H204ZM23 202V203H22ZM27 202V201H26ZM26 202H25V204H26ZM110 202V201H109ZM122 202H125L124 201V198L122 199ZM188 202V203H187ZM203 202H201V204L203 203ZM236 202V201H235ZM15 203H17V202H15ZM19 203V202H18ZM103 203V202H102ZM107 203V202H106ZM121 203V202H120ZM139 203V202H138ZM145 203V204H146ZM207 203H205V204H207ZM230 203V202H229ZM8 204V203H7ZM14 204V203H13ZM19 204V206H21ZM25 204H23L21 207H19V210H23L24 212H23V214H21V212H19V210H17L18 212H19V214H21L20 216L19 215H14V211L16 212V208H18V206L15 208V209H13L14 211L12 212V211H10L9 210V212L10 213H12L13 215H14V217H12V215H10L11 217H9L7 220H5L4 222H1L0 221V233H2V235H3V237L5 236V235H8V236H5L7 239H10L9 238V236H11V232H13L14 231V237H15V240L17 241V242H21L23 245H22V247H20V246H18V245H21V244H17V246L18 247H15V248H18V249H15V251H17L16 252V254L18 255H14L13 254V256H14V258H17V260L20 262V264H24L26 261H28V260H26V261H24L21 257H24V255H25V253H24V255L23 256H21L20 255V249H22L23 248V246H24V241H25V239H26V237H28L27 236V234L25 233L24 234V232H25V230H24V220H25V222H27V221H29L28 223H32V221H33V225L35 226V228H39L38 226L40 225V224H43V223H41L42 221L40 220V217H39V215L37 216V214H35L34 212H35V210H34V212L33 213H30L32 216H33V219L32 220H30V217H31V215L29 216V220H28V218L26 217V212H27V210H26V212H25V209H24V205ZM39 204V203H38ZM104 204V203H103ZM111 204H113V202L111 203ZM123 204V203H122ZM125 204V203H124ZM133 204V203H132ZM131 204V205H132ZM141 204V203H140ZM139 204V205H140ZM189 204V205H190ZM204 204V205H205ZM233 204V203H232ZM232 204H231V206H232ZM4 205V204H3ZM16 205V204H15ZM30 205V204H29ZM100 205V204H99ZM106 205H109V204H106ZM115 204H113V206H114ZM130 205V206H131ZM207 205V206H208ZM236 205L237 206H239L238 204H233V206L234 207H236ZM12 206V204L10 205V207ZM26 206H28V205H26ZM26 206H25V208H26ZM83 207H86V206H84V205H82ZM104 206H105V204H104ZM110 206V205H109ZM116 206V205H115ZM186 206V207H185ZM206 206V205H205ZM6 207V206H5ZM23 207V208H22ZM83 207H81V208H83ZM131 207H133V206H131ZM142 206H139V207H137V209H142L141 208ZM203 207V206H202ZM201 207V208H202ZM228 207V206H227ZM7 208H9V207H7ZM21 208V209H20ZM33 208V207H32ZM87 208V207H86ZM104 208H106V207H104ZM110 208V207H109ZM120 208V207H119ZM196 208V209H195ZM238 208V207H237ZM118 209V208H117ZM205 208H203V210H204ZM208 209H210V207H208ZM234 209H236V208H234ZM234 209H232V210H234ZM239 209V208H238ZM81 210V209H80ZM88 210V209H87ZM195 210H197V211H195ZM237 210V209H236ZM240 210V209H239ZM238 210V211H239ZM3 211H4V209H3ZM6 211V210H5ZM237 211V212H238ZM8 212V213H9ZM88 212V211H87ZM86 211H85V208H83V210H81V214H82V218H87L88 219V217H89V214L87 213ZM90 212V211H89ZM204 212H207V211H204ZM203 212V215L205 214ZM4 213V212H3ZM9 213V214H10ZM17 213V212H16ZM80 213V212H79ZM84 213V214H83ZM129 213V214H130ZM194 213V215H192V214ZM8 214V215H9ZM18 214V213H17ZM124 214V213H123ZM125 214H127V216L129 217V218H132L126 211H125ZM191 214V215H190ZM198 215H200L199 213H197ZM201 214H202V211H201ZM207 215H208V212L206 213ZM210 214V213H209ZM238 214V213H237ZM29 215V214H28ZM135 215V214H134ZM202 215V217L204 218L205 217V215L203 216ZM206 215V216H207ZM17 216V217H16ZM22 216H24V220L22 219ZM194 216V218H192ZM197 216V215H196ZM237 216V215H236ZM38 217V218H37ZM201 218V216H197V219L196 220H198L199 218ZM238 217V216H237ZM92 218V217H91ZM208 218V220H210L209 219V217H207ZM63 219V218H62ZM205 219V218H204ZM203 219V220H204ZM66 220V219H65ZM83 220V219H82ZM155 220V221H154ZM201 220V219H200ZM141 221V220H140ZM151 221H154L153 223L151 222ZM211 221H212V219H211ZM214 221V220H213ZM249 221V222H248ZM134 222V221H133ZM148 222H151L152 223V225H150V224H148ZM158 222H159V219H158ZM195 222V223H194ZM204 222H206V221H204ZM239 222V221H238ZM27 223V224H28ZM156 223H157V221H156ZM159 223H161V222H159ZM193 223H194V225L196 226V227H192V225H193ZM219 223V222H218ZM235 223H237V221H235ZM65 224V223H64ZM137 224V223H136ZM206 223H204V225H205ZM215 224V223H214ZM220 224V223H219ZM219 224L217 225V224H215V226L217 225V226H219ZM139 225V224H138ZM161 225H163V224H161ZM61 226V225H60ZM59 226V227H60ZM209 226V225H208ZM207 226V224H206V226L205 227H208ZM221 226L220 227H218V228H221ZM22 229H21V228ZM42 227V226H41ZM165 227V226H164ZM212 228H213V226H211ZM21 229V230H17L16 232H15V229ZM167 228V227H166ZM165 228V229H166ZM168 228H169V226H168ZM195 228H196V230H195ZM204 227H202V230L204 231V229H203ZM210 228V227H209ZM208 228V229H209ZM215 228V227H214ZM217 228V227H216ZM252 228H253V226H252ZM258 228V227H257ZM40 229V228H39ZM38 229V230H39ZM250 229V228H249ZM262 229H260L261 231H262ZM7 230H8V232H7ZM41 230V229H40ZM138 230V229H137ZM163 230V229H162ZM207 230V229H206ZM245 230H244V234L246 233L245 232ZM41 231H43L44 233L47 231H44V224H43V230H41ZM165 231V230H164ZM211 231H212V229H211ZM250 231H251V229H250ZM249 231V232H250ZM262 231V232H263ZM10 232V233H9ZM43 232H42V235L40 234V236H43V238H44V235L46 236V234H43ZM49 231H47V233H48ZM136 232H138V231H136ZM135 232V233H136ZM206 232V231H205ZM204 232V233H205ZM213 232V231H212ZM211 232V233H212ZM216 232H218L217 230H216ZM27 233H29V232H27ZM51 233V232H50ZM114 233L116 234V235H119L118 233H116V232H111V235H113L114 237L113 238H115L116 236L114 235ZM128 233V232H127ZM207 233H209V231L207 232ZM5 234V235H4ZM30 234V233H29ZM39 234V233H38ZM52 234H55V233H51V235H49V234H47V236H51V237H53L54 238V240H55V238H56V234L54 235V236H52ZM124 234V233H123ZM126 234V233H125ZM129 234V233H128ZM128 234H126V235H121L120 234V236L121 237H119V238H116V240H118V242L120 243V246L121 247H123L124 249H128V240H132V238L134 237V234H130V235H128ZM219 234V233H218ZM264 234V233H263ZM13 235V234H12ZM32 235V234H31ZM77 235H79V234H77ZM135 235H137V234H135ZM201 235H202V233H201ZM247 235V234H246ZM250 235V234H249ZM47 236L45 237V239L47 238ZM143 236V237H142ZM203 236V235H202ZM212 236V235H211ZM214 236H215V234H214ZM219 236V235H218ZM248 236V235H247ZM246 236V237H247ZM0 237H1V235H0ZM3 237H1V238H3ZM79 237V236H78ZM107 237V234L104 232V231H102L101 233H97V235H96V237H95V240H96V242H101V240L102 239H105ZM158 234H157V239H158ZM216 237V236H215ZM250 237V236H249ZM13 238V237H12ZM42 238V237H41ZM41 238H39V239H41ZM159 238H161V237H159ZM209 238H211V237H209ZM209 238L207 239L208 241H209ZM37 238H35L34 240H36ZM49 238H47L46 240H48ZM134 239V238H133ZM156 239V240H157ZM219 239V240H220ZM246 239V238H245ZM42 240V239H41ZM46 240H45V242H46ZM82 240V239H81ZM135 240V239H134ZM139 240V241H140ZM152 240V239H151ZM159 240V239H158ZM213 239H211V241H212ZM219 240H217L218 242H217V244L219 243ZM247 240V239H246ZM15 241V243H17ZM44 241V240H43ZM41 242L42 244L44 243V242ZM64 242H62L61 243V246H63L64 244H67V243H69L70 242V239H67V240H65V237H64V240H63ZM179 241H180V239H179ZM210 241V242H211ZM216 241V240H215ZM49 243H50V240L48 241ZM76 242V241H75ZM136 242V241H135ZM155 242V241H154ZM36 243V242H35ZM34 242L32 243V244H35ZM78 243V242H77ZM137 243V242H136ZM151 243H153V241L151 242ZM164 243V242H163ZM212 243V242H211ZM221 243V242H220ZM254 243V242H253ZM10 244H11V241H9V243H6V244H3V243H1V241H0V264H6V261L4 260L5 258H7V255L6 254H8V253H10ZM31 244V245H32ZM37 244H38V241H37ZM37 244H35V245H37ZM63 244V245H62ZM75 244V243H74ZM165 244V243H164ZM216 243H214V245H215ZM16 245V244H15ZM28 245H29V243H28ZM40 245L41 244H39V245H37V247L39 248L40 247ZM119 245V244H118ZM182 245V244H181ZM220 245V244H219ZM257 245V244H256ZM6 246V247H5ZM30 246V245H29ZM29 246H27V248L29 247ZM74 246V245H73ZM147 246H149V245H147ZM147 246H145V248L147 247ZM164 246H166V244L164 245ZM183 246V245H182ZM221 246V245H220ZM12 247V246H11ZM25 247V246H24ZM36 247V246H35ZM36 247V249H37V252L39 253H41V247H40V251H38L39 249ZM43 247H44V245H43ZM53 247V246H52ZM78 247H80L79 245H78ZM90 246H87V247H85V249L83 250L82 249V251L80 250V251H76L75 249H72V248H70L69 246H68V248H69V250H67V248H66V250H64L63 251V253H64V255H66V257H68L69 259L67 260V261H65L66 259V257H64V261H62V263L61 264H70V263H72V264H75V262H76V264H80L79 263V261H81L80 259H85V258H89V254H92L91 253V251H90V253H89V248ZM103 247V246H102ZM183 247H185V245L183 246ZM191 247H195V251L194 252H190L188 249H190ZM4 248H7L8 249V251H7V253L6 252H4ZM27 248H23L24 250H23V252L25 251V250H27ZM144 248V247H143ZM255 248V247H254ZM35 249V250H36ZM65 249V248H64ZM77 249V248H76ZM98 249V247L96 248V251H99L100 253H102V251H100V248H99V250H97ZM165 249V248H164ZM216 249H219L218 247L216 248ZM257 249V248H256ZM11 250H12V248H11ZM28 250H29V248H28ZM102 250H103V248H102ZM254 250V249H253ZM55 251V250H54ZM59 251V250H58ZM125 251V250H124ZM124 251H122L123 253H124ZM27 252V251H26ZM30 252V251H29ZM46 252H48V250L46 249ZM99 252H97V253H99ZM121 252V253H122ZM134 252V251H133ZM13 253V252H12ZM95 253V252H94ZM99 253V254H100ZM104 253V252H103ZM102 253V254H103ZM120 253V254H121ZM122 253V254H123ZM191 253V254H190ZM30 254V253H29ZM96 254V253H95ZM164 254V253H163ZM185 254V253H184ZM260 254V253H259ZM37 255V254H36ZM35 255V256H36ZM56 255V254H55ZM105 255V254H104ZM104 255H102V256H104ZM124 255V254H123ZM128 255V254H127ZM129 255H130V253H129ZM128 255V256H129ZM133 255H136V254H133ZM28 255L26 254V257H27ZM32 256V255H31ZM53 256V257H52ZM61 256V255H60ZM60 256H57L56 255V257L54 258V255H49V253H46L45 255H42L41 257H40V259H41V263H42V260L43 261H48L46 264H58L56 261L57 260H59L60 261V259H62ZM130 256H132V255H130ZM159 256H161V255H159ZM39 257V256H38ZM90 257H91V255H90ZM136 257H138V256H136ZM28 258H30V256H28ZM27 258V259H28ZM32 258V260H34V261H36L35 259L37 258H35L34 256L33 257H31ZM106 258H107V256H106ZM135 258V257H134ZM133 258V259H134ZM140 258V257H139ZM256 258V257H255ZM9 259V258H8ZM12 259V258H11ZM39 259V258H38ZM37 259V260H38ZM39 259V260H40ZM56 259V261H53V262H51L50 260H55ZM77 259V260H76ZM94 259H95V257H94ZM101 259H102V257H101ZM100 259V260H101ZM126 259V258H125ZM253 259V258H252ZM31 260V259H30ZM91 260H92V258H91ZM90 260V261H91ZM97 260V259H96ZM99 260V261H100ZM105 260V259H104ZM107 260V259H106ZM105 260V261H106ZM119 262H121V260L120 259H117ZM140 260V259H139ZM255 260V259H254ZM73 261V262H72ZM75 261V262H74ZM84 260H82V264L84 263V264H86V263H90V261L87 259L86 260V263L85 262H83ZM93 261V260H92ZM127 261V260H126ZM125 261V262H126ZM134 261V260H133ZM256 261V260H255ZM254 261V262H255ZM261 261H262V259H261ZM14 262H16V261H14ZM23 262V263H22ZM31 262V261H30ZM37 262V261H36ZM40 262V261H39ZM96 262V261H95ZM119 262H117V264L119 263ZM264 262V259H263V261H262V263ZM18 263V262H17ZM100 263V262H99ZM127 263V262H126ZM134 262H132V263H130V264H133ZM10 264V263H9ZM27 264H29V262H27ZM31 264H35V263H31ZM90 264H92V263H90ZM94 264V263H93ZM96 264H97V262H96ZM119 264H121V263H119Z\"/></svg>",
    "mask_w": 264,
    "mask_h": 264
}]
</instances>
